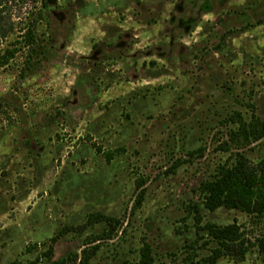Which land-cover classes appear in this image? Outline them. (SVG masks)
<instances>
[{"label": "rangeland", "instance_id": "obj_1", "mask_svg": "<svg viewBox=\"0 0 264 264\" xmlns=\"http://www.w3.org/2000/svg\"><path fill=\"white\" fill-rule=\"evenodd\" d=\"M5 7L14 31L2 48L32 23L42 47L25 77L24 50L0 65V264H80L71 256L95 244L89 264H127L145 242L155 264H199L211 246L199 224L264 236V217L212 211L200 190L229 157L220 146L230 117L264 121V0ZM247 154L257 160L264 144ZM99 212L120 221L110 237L104 223L88 224ZM216 264H264V254L254 246Z\"/></svg>", "mask_w": 264, "mask_h": 264}, {"label": "trees", "instance_id": "obj_2", "mask_svg": "<svg viewBox=\"0 0 264 264\" xmlns=\"http://www.w3.org/2000/svg\"><path fill=\"white\" fill-rule=\"evenodd\" d=\"M16 0H0V65H7L11 59L24 50V61L21 66L20 76H27L35 67L37 57L40 55L41 38L37 34L35 24L32 23L25 29L20 39L12 43V47L2 48V41L14 31V25L6 27L3 23V12L5 5ZM235 123L228 132V138L221 144V150L229 153L228 159L219 164L213 175L203 181L200 190L203 194V203L206 208L216 210L220 207L238 209L256 218L264 217V154L257 160L248 156L247 150L252 145L264 144V121L253 112L249 118L237 111L230 117ZM101 149V148H99ZM192 155L196 151L191 152ZM108 161L115 157L113 151L105 152ZM142 178H138L136 205L140 206L145 197V190ZM196 206V205H195ZM197 215L199 210L197 209ZM200 221L199 223H201ZM104 223L106 225L103 233L110 237L111 229H115L120 223L119 219L103 213L93 214L88 224ZM205 234L204 238L211 245L209 253L201 257L199 264H216L222 257H231L237 261H243L252 247L257 246L264 254V236L252 240L246 235L241 225L237 222L228 224L206 223L198 225ZM102 234L92 242L101 239ZM55 241V240H54ZM100 245L83 248L81 254L75 253L71 257L74 260L80 258V264H89L90 260L97 254ZM53 252L51 246L49 253ZM11 264H20L15 261ZM56 264H65V260L57 261ZM127 264H155L151 246L144 243L137 261H130Z\"/></svg>", "mask_w": 264, "mask_h": 264}]
</instances>
